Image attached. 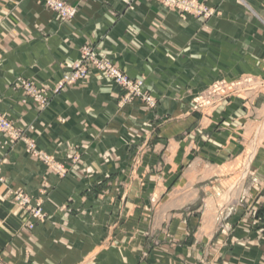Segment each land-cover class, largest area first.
<instances>
[{
    "label": "crops",
    "instance_id": "obj_1",
    "mask_svg": "<svg viewBox=\"0 0 264 264\" xmlns=\"http://www.w3.org/2000/svg\"><path fill=\"white\" fill-rule=\"evenodd\" d=\"M66 1L80 12L62 23L42 0H0V114L30 125L29 138L57 162L65 160L67 147L87 145L83 160L93 165L99 164L98 153L115 148L123 164L137 161L145 169L120 173L124 188L111 190L114 204L109 199L94 208L96 225L83 235L84 226L77 222L76 232V219H64L61 210L69 197H80L76 173L70 179L75 184L45 173L24 143L0 148L5 178L0 259L6 264H264V90L254 88L264 84V0H197L220 12L209 20H181L149 0ZM85 44L130 78L144 79L158 108L150 112L137 101L118 111L120 90L111 80L100 81L95 70L87 86L53 98L44 112L12 88L19 78L28 79L52 97L53 85L79 60ZM246 77L249 88H239ZM220 79L238 84L236 96L226 108L203 112L197 123L194 98ZM154 117L171 119L163 128L155 122L133 124ZM239 159L246 160L249 172L230 186L240 173L226 169ZM19 189L47 213L34 229L28 227L31 216L13 204ZM157 195L162 199L152 206L150 198ZM153 210L156 218L150 221L146 212ZM220 211L232 213L223 226L216 218ZM112 237L121 247L105 246Z\"/></svg>",
    "mask_w": 264,
    "mask_h": 264
},
{
    "label": "rangeland",
    "instance_id": "obj_2",
    "mask_svg": "<svg viewBox=\"0 0 264 264\" xmlns=\"http://www.w3.org/2000/svg\"><path fill=\"white\" fill-rule=\"evenodd\" d=\"M149 1L157 2L161 9L177 14L181 20H186L188 17L209 20L215 16H218L220 13L214 8H209L206 5L198 3L197 0ZM42 4L45 9L52 12L62 23L73 21L80 12L79 6H73L66 0H42ZM61 5L67 8L68 14H63L59 8ZM73 11L75 12L74 15L70 16L69 12L72 13ZM3 22L4 19L0 15V26L3 24ZM80 49L79 60L66 67L60 80L53 85V88L50 91L52 97L44 96L45 90H42L32 80L28 79L19 78L17 84H13L12 88L22 90L26 96L25 98L29 99V101H31V103L34 104L40 112H44L48 107L51 106L53 98L60 96L63 93H67L68 91L87 86L90 81L92 71L95 70L98 73V78H100V81L101 78L108 81L111 80L113 85L120 90L117 104L118 111L120 109H124L127 106L135 104L137 101L139 105H143L150 112L158 108L160 102L153 96L152 90L146 88L144 79L130 78L121 69L110 63L105 58L101 57L95 48L91 46V44H85ZM245 80V85H241L239 87L237 86L238 84L235 85L233 82L220 79L211 85L208 93L206 92V95L202 94L199 97L194 98L193 109L197 114V123L200 122L203 112L206 113V110L209 109V111H211L217 108H226L228 104L231 103L233 96H236L235 94L238 91V87L246 89L249 88V77H246ZM259 83L260 84L256 87L254 86V88H257V91H263L264 84L262 81H259ZM22 103H27V101L22 100ZM209 111H207V113ZM154 118L153 120L150 119V121L145 119H137L135 122H133V124H140L143 127L147 125L152 126L153 122H155V125H160L161 128H163V124H168L169 120L171 119V117H160L158 119L161 122L156 124L159 120ZM30 128V125L27 127L22 126L19 123H15L10 117L0 114V137L7 138L0 141L1 150L4 151V149L7 147L13 149L19 143H24L26 151L38 158L44 165L46 169L45 173L54 174L63 180H68L71 181V183H74L73 179H70L71 177L73 178L72 172H75L76 192L80 193V197L76 198V200L69 197L61 210L64 219L68 220L69 217H74L76 219V228L73 227L76 232L78 231L77 222H80V224L84 226L82 234L89 235L90 233H88V230L91 229L92 226L96 225L97 213L94 212V210L101 208L108 202L110 204H114V200L117 196L111 197V190L116 188L120 191L122 188H124L122 185L124 182L118 181L120 173L128 172L129 174H134L140 172L141 169H145V167L137 161H133L132 165L123 164V161L120 159L119 154L117 155V150L115 148L108 149L106 152L102 151L101 153H98V155L101 156L99 159V164L93 165L91 161L83 160L84 155H86V152L89 150L87 145H79L72 148L67 147L65 149V160L63 162H57L53 156L39 149L36 145V142L29 138L27 135V129L30 130ZM262 130H264V128H262ZM179 137L183 138L184 134L182 133ZM94 151L95 153L99 152L97 149ZM143 151L139 150V154H142ZM130 152L131 150L129 153ZM160 157V161L163 162L162 153ZM1 167L2 159H0V184L5 186V178L1 175ZM235 168L237 169V173H240L237 176L239 178L235 181H230V186L234 183L239 184L240 181H236L239 179L242 180V178H244L249 172V165L246 160L243 159H239L237 160L236 164L228 166L226 171H231ZM241 183L243 184V182ZM44 184L45 185L41 189L46 190L48 183L45 180ZM13 197V204L18 208V210H21L23 213L29 214L31 216V219L34 223L29 224L28 227L30 229H34L36 222H44L48 219L47 213L44 211L43 206L40 203L34 201L33 198L30 197L27 192H25V190H17L13 194ZM88 197H93V201H89ZM244 197L245 196L242 195V198L240 199L243 200ZM160 199L162 198L159 195L152 197L150 198V204L152 206L158 205L161 201ZM224 201L228 202L227 205H229L232 203V198L225 197ZM74 205H76V207H74ZM146 213L148 220L153 221L154 217L156 218L154 210L147 211ZM231 214L232 213L228 211L217 212L216 218L218 223L223 226L225 220H227ZM103 227L109 228V225H104ZM105 246L113 249L121 247L119 242H117L113 237L105 244ZM123 248L126 249L128 246L123 245ZM129 251L132 252L131 249ZM0 264L6 263L0 259Z\"/></svg>",
    "mask_w": 264,
    "mask_h": 264
},
{
    "label": "built area",
    "instance_id": "obj_3",
    "mask_svg": "<svg viewBox=\"0 0 264 264\" xmlns=\"http://www.w3.org/2000/svg\"><path fill=\"white\" fill-rule=\"evenodd\" d=\"M59 8L63 12L64 15L68 14L67 8H65L63 5H61ZM69 13H70V16H72V15H74L75 12L73 11L72 13L71 12H69Z\"/></svg>",
    "mask_w": 264,
    "mask_h": 264
}]
</instances>
